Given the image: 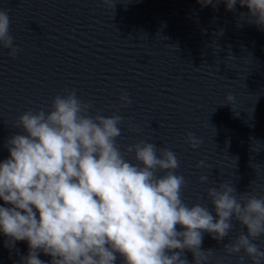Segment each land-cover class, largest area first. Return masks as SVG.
I'll return each mask as SVG.
<instances>
[{
	"label": "water",
	"instance_id": "water-1",
	"mask_svg": "<svg viewBox=\"0 0 264 264\" xmlns=\"http://www.w3.org/2000/svg\"><path fill=\"white\" fill-rule=\"evenodd\" d=\"M0 8L8 11L21 49L11 58L0 48V162L9 157L7 139L24 134L14 127L20 115L47 112L56 95L75 90L92 103L91 114L109 117L119 109L124 119L117 143L126 160L138 163L125 150L141 140L177 154L188 206L199 203L215 216L207 192L222 182L238 194L264 196V28L249 22L246 6L237 3L230 11L223 0H114V6L102 0H0ZM121 91L131 105L120 106ZM189 132L203 141L197 149L186 142ZM200 161L204 166L197 167ZM202 175L207 182H200ZM0 206L11 205L0 200ZM232 223L222 241L203 234L202 249L213 250L206 264H241L243 250H224L247 232ZM7 242L0 233V264H22L27 241ZM253 242L264 251V236ZM184 257L195 264L192 252L185 250ZM38 258L46 264L52 259L43 252ZM244 264H251L247 256Z\"/></svg>",
	"mask_w": 264,
	"mask_h": 264
},
{
	"label": "clouds",
	"instance_id": "clouds-1",
	"mask_svg": "<svg viewBox=\"0 0 264 264\" xmlns=\"http://www.w3.org/2000/svg\"><path fill=\"white\" fill-rule=\"evenodd\" d=\"M102 2L114 6V0ZM223 2L230 11L237 3L246 6L253 18L249 22L264 28V0ZM10 27L8 11L0 8V48L15 58L21 49ZM119 99L122 107L132 103L124 91ZM232 101L228 95L226 103ZM92 108L75 90H65L53 98L49 111L20 115L14 127L24 134L6 141L9 157L0 162V200L11 206H0V233L8 244L27 241L22 264H46L40 252L52 258L50 264H116L118 259L121 264H188L185 250L195 264H206L213 250L202 249L203 234L222 241L233 219L247 232L225 244V252L243 250L241 264L245 256L251 264L264 261V251L253 242L264 236V196L238 194L234 185L222 182L207 192L215 216L199 203L188 206L177 154L141 140L125 150L134 152L138 163H131L117 143L124 119L119 109L105 117L99 110L91 114ZM186 142L193 149L203 143L191 132ZM202 166L200 161L197 167ZM199 179L204 183L208 177Z\"/></svg>",
	"mask_w": 264,
	"mask_h": 264
}]
</instances>
